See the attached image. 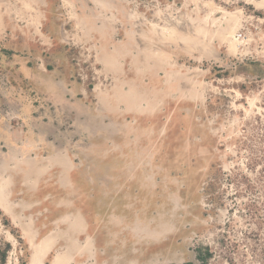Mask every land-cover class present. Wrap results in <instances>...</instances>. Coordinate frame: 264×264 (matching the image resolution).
<instances>
[{"label": "rangeland", "instance_id": "374dc122", "mask_svg": "<svg viewBox=\"0 0 264 264\" xmlns=\"http://www.w3.org/2000/svg\"><path fill=\"white\" fill-rule=\"evenodd\" d=\"M48 6L91 31L74 152L132 205L27 240L0 213V264H264V0H0V42Z\"/></svg>", "mask_w": 264, "mask_h": 264}, {"label": "crops", "instance_id": "0c3cea01", "mask_svg": "<svg viewBox=\"0 0 264 264\" xmlns=\"http://www.w3.org/2000/svg\"><path fill=\"white\" fill-rule=\"evenodd\" d=\"M61 20L48 6L40 25L13 23L0 42V211L26 240L75 217L91 234L133 197L110 188L118 180L91 154L74 152L101 121L89 116L92 91L77 68L89 59L90 27Z\"/></svg>", "mask_w": 264, "mask_h": 264}, {"label": "bare ground", "instance_id": "6f19581e", "mask_svg": "<svg viewBox=\"0 0 264 264\" xmlns=\"http://www.w3.org/2000/svg\"><path fill=\"white\" fill-rule=\"evenodd\" d=\"M233 33H234L233 29H230L227 32V38L229 39L228 42H230V44L232 45V47L237 48L238 47V42H237L238 39H236L235 37L229 38V37H232L233 36Z\"/></svg>", "mask_w": 264, "mask_h": 264}, {"label": "trees", "instance_id": "16d2710c", "mask_svg": "<svg viewBox=\"0 0 264 264\" xmlns=\"http://www.w3.org/2000/svg\"><path fill=\"white\" fill-rule=\"evenodd\" d=\"M0 213L2 214V212L0 211ZM3 215V214H2ZM7 220H8V218L5 216V215H3ZM8 222L10 223V221L8 220ZM10 225H12L11 223H10ZM17 229V228H16ZM20 236H21V234H20ZM207 254H208V252H200L199 253V255H198V258L202 261V263L203 264H205V262H206V259H207ZM5 259H2V263H3V261H4ZM189 264H193V263H189Z\"/></svg>", "mask_w": 264, "mask_h": 264}]
</instances>
